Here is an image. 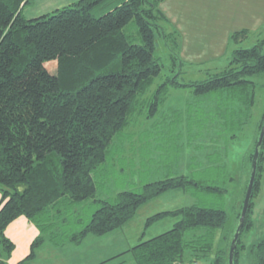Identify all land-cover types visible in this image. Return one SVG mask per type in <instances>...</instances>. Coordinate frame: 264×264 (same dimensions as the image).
<instances>
[{
	"label": "trees",
	"instance_id": "16d2710c",
	"mask_svg": "<svg viewBox=\"0 0 264 264\" xmlns=\"http://www.w3.org/2000/svg\"><path fill=\"white\" fill-rule=\"evenodd\" d=\"M31 1L0 0V264H9L14 243L5 227L18 215L36 225L38 233L15 264H34L36 247L66 241L54 238L53 218L68 203L75 211L80 209L75 204L87 199L98 205L67 237L79 242L87 234L102 235L123 226L140 205L161 192L187 191L188 187L221 189L178 173L142 182L138 189L97 194L104 174L101 167L114 136L135 108L141 109L137 102L161 72L163 63L155 55L157 36L169 50L171 68L181 64L180 33L173 26L167 29L169 18L159 6L161 0H73L26 17L22 9ZM107 5L112 6L94 13ZM129 21L134 22L140 42L124 31ZM245 32L246 28L231 31L233 47L221 70L191 81L177 80L174 72L158 83L149 98L142 97L141 104L149 105L146 113L153 114L157 108L160 88L188 84L196 94L219 92L223 124L232 123L233 102L248 115L255 96L252 77L264 72V35L249 46L236 45ZM263 119L264 110L257 131ZM263 145L264 139L233 264H239L244 250L255 264H264V233L248 245L242 238L252 225ZM251 157L252 150L249 162ZM166 215L176 217L169 228L149 237L142 233L136 243L104 260L130 251L136 264H228L234 228L222 231L217 239L215 234L225 224L223 208L192 202L157 211L146 220ZM189 230L192 233L185 236Z\"/></svg>",
	"mask_w": 264,
	"mask_h": 264
},
{
	"label": "rangeland",
	"instance_id": "374dc122",
	"mask_svg": "<svg viewBox=\"0 0 264 264\" xmlns=\"http://www.w3.org/2000/svg\"><path fill=\"white\" fill-rule=\"evenodd\" d=\"M112 5L98 7L94 13L98 15ZM193 5L198 6L183 13L181 21L188 25V36L195 40L192 44H205L203 46L205 49L188 56H180V67L179 64H175L172 69L169 50L162 39L156 37L155 55L163 63L161 72L137 102V106L141 105V109L135 108L129 116L128 123L114 136L105 159V166L109 171L101 176L97 194L108 196L116 189H138L140 182H145L148 177L156 178L160 173H164L161 175L163 177L178 172L203 179L204 183L217 185L221 189L209 191L188 187L187 191L178 189L161 192L152 200L143 203L123 226L102 235L87 234L79 242H71L67 237L88 220L98 205L93 200L87 199L76 203L75 205L80 209L75 211L72 203H68L60 207L53 218L54 238L56 240L66 238V241L61 245L48 244L47 248L36 247L34 264H136L130 251L104 259L136 243L141 238V232H145L144 237H149L169 228L176 219L173 215H166L150 222L146 220V216L158 210L175 208L192 202L201 206L221 207L225 210V224L215 230L216 239L221 236L222 231L226 232L227 229L235 227L236 212L244 196L243 191L250 173L248 154L253 151L254 139L258 134L257 123L264 110V72L252 77L256 82L255 96L248 115L245 109H240V106L233 102L234 122L224 124L233 129L228 131L229 128L220 126L219 129L208 132V139L204 138V140L199 137V132L178 130L179 127L187 124H190V128L193 126V123L184 119L183 122L179 121L180 115L198 104V101L194 103L192 101L197 98L186 95H195L193 85L178 84V89L175 91L167 90L165 86L160 88L157 92L158 99L160 98L159 104L155 109L158 113L162 107L161 114L164 115L160 119L152 117L148 120L150 122H147L148 117H144V114H147L149 105L141 104V101L142 97L149 98L158 83L165 81L171 73L176 72V79L179 81H191L201 80L221 70L228 61L229 52L233 47V43L228 39L230 31L246 28L245 34L235 43L236 45L249 46L257 42L264 35V0H193ZM30 8L29 3L23 6L22 12L25 16ZM166 26L170 29L173 25ZM223 30H225L224 34ZM124 31L129 34L131 40L140 42L133 21H129L124 26ZM210 41L214 42L207 44ZM219 41L220 44L217 46ZM165 101L169 103L166 106L163 105ZM206 123L208 124L204 122V125ZM209 125L219 126L214 122H209ZM201 151L205 161L202 160ZM262 152L263 167L260 186L253 197L252 225L242 234L247 245L264 233V145ZM22 217L24 216L18 215L12 220L20 222ZM7 225V229L12 231L14 226L9 223ZM34 226L38 230L37 226ZM191 233V230L186 231L185 236ZM121 258L124 260L119 262ZM239 264L255 263L244 250Z\"/></svg>",
	"mask_w": 264,
	"mask_h": 264
},
{
	"label": "crops",
	"instance_id": "0c3cea01",
	"mask_svg": "<svg viewBox=\"0 0 264 264\" xmlns=\"http://www.w3.org/2000/svg\"><path fill=\"white\" fill-rule=\"evenodd\" d=\"M71 1H73V0H32L31 3L29 2V4H31V8L27 11L26 17H32V16H36V15H39V14L44 13V12H48V11L55 9L61 5H65L66 3H69ZM195 6H198V5H193V0H161L160 1V7L162 8V10L165 12V14L169 18V25H173V27H175L180 33V44H179V55L180 56H182V55L188 56L191 53H197L198 51L205 49V47H203V46H205V44H201V43L192 44V42L195 40L191 39L188 36V25L181 21V18L183 17V13L193 9ZM38 11H40V12H38ZM224 32H225V30H223V34H224ZM228 39H229V36H228ZM213 42L214 41H210L207 44H210ZM219 44H220V41L218 42L217 46ZM189 63H198V62H189ZM169 89L175 91V89H178V85H169L167 87V90H169ZM186 95L190 96V97L197 98V99H192V101H193V103L198 101V104H197V106H192L191 109L185 111L183 113V115H180V117H179V121L183 122L182 120L184 119L186 122L193 123V126L190 128L189 127L190 124H187L185 126L179 127L178 128L179 131L187 130L188 132H190L192 130L193 132H196V133L199 132L200 133L199 137L204 140V138L208 139V136H207L208 132H210L213 129H219L220 126H223L226 129L229 128L228 131L233 129L231 126L226 127V125L223 124V119L225 118L224 110L221 106V103L223 102V98H221V97L219 98L220 95H219L218 91H215L213 93H205V94H196L195 93L194 96H192L190 94H186ZM164 99L165 98H163V100ZM188 101L190 103H192L189 98H188ZM168 104H169L168 101H165L163 105L166 106ZM161 110H162V107L159 109L158 113H156V110H155L153 113L154 115L144 114V117L145 116L148 117V118H146L147 122H150L148 120H151L152 117L160 119L164 115V114H161ZM231 116L233 118L231 120V122H232V121H234V115L232 114V115H230V117ZM204 122H208V124L206 123L204 125ZM209 122H214L216 124H219V126L211 127L209 125ZM198 123H202L203 125H200ZM206 130H208V131L206 132ZM202 143H203V141H202ZM129 152H130V150H129ZM198 152H200V150H198ZM202 153L203 152L201 151L202 160L205 161ZM183 159L184 158H182V161H183ZM105 164L106 163H103L102 167H101V170H103L104 174L107 171H109L108 167L105 166ZM120 169H122V168H120ZM167 173H168V170H167ZM178 173H184V172H178ZM178 173H175V174H178ZM175 174H169V175H175ZM184 174H187V173H184ZM161 175H164V173L163 174L160 173L158 177L156 176V178L148 177V180H146V181L162 178ZM141 183L142 182H140V184ZM171 190H178V189H171ZM113 193H114V191L111 192L110 194H113ZM150 200H152V199H150ZM168 209H171V208H168ZM162 210H165V209H162ZM158 211H161V210H158ZM148 216H146V218ZM13 220L10 221L11 223L9 222V224H12L14 226L12 231L7 229L8 225L5 227V234L14 243L13 249L11 250V252L7 258V261L9 264H15L16 261H18L21 257H23L29 251L30 243H31L32 239L34 238V236L38 233V230L35 228L34 224L32 222H30L25 216L20 219V222L13 221ZM142 233L144 234L145 232L144 231L141 232L140 235H142ZM48 244H51V243L45 242L41 245V247L47 248ZM124 249H126V248H124ZM124 249H122V250H124ZM122 250H120V251H122ZM111 255H113V254H111ZM120 260H124V259L121 258ZM120 260H118V261L120 262Z\"/></svg>",
	"mask_w": 264,
	"mask_h": 264
},
{
	"label": "water",
	"instance_id": "95a60500",
	"mask_svg": "<svg viewBox=\"0 0 264 264\" xmlns=\"http://www.w3.org/2000/svg\"><path fill=\"white\" fill-rule=\"evenodd\" d=\"M264 139V119L263 122L260 126V129L258 131L254 148L252 151V157H251V162H250V173L248 177V181L246 184L243 200H242V205L240 208V212L237 218L236 225L234 227L231 239H230V244L228 248V264H233V254H234V249L237 243V239L239 237L240 231L242 229L245 215L249 206V200L251 197V192H252V187H253V181L255 178V172H256V165H257V159L259 156L260 148L262 145V141Z\"/></svg>",
	"mask_w": 264,
	"mask_h": 264
}]
</instances>
